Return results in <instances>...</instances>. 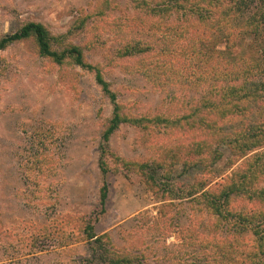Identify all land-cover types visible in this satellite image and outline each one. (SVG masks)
Segmentation results:
<instances>
[{
	"label": "rangeland",
	"instance_id": "374dc122",
	"mask_svg": "<svg viewBox=\"0 0 264 264\" xmlns=\"http://www.w3.org/2000/svg\"><path fill=\"white\" fill-rule=\"evenodd\" d=\"M101 1L0 0V37L24 22H36L63 45L78 47L82 62L99 70L128 118L179 115L208 95L207 89L181 90L167 77L146 79L142 70H134L143 55L124 57L120 50L146 41L145 33L154 31V17L128 0H114L99 16ZM170 20L174 22V15ZM249 43L239 41L229 55H248ZM223 47L220 42L209 49ZM65 61L55 65L39 57L30 39L0 51V264H98L82 232L85 224L95 235H107L115 249L143 256L144 264H187L193 260L192 251L195 264H237L241 254L218 243L228 237L220 229L213 235L219 237L205 246L206 258L199 248L181 247V231L190 227L199 238H210L207 226L212 219L180 196L196 179L206 178L209 185L221 182L241 159L232 160L224 145L212 146L219 154L216 161L183 172L171 165V149L199 137L186 130L170 136L156 125L119 124L103 142L112 103L95 83L92 70ZM180 149L181 154L190 152ZM165 151L172 187L164 186L163 172L156 171L157 193L120 165V160L149 162ZM102 185L106 198L99 213ZM165 191L173 198L171 206ZM79 218L84 226L75 224Z\"/></svg>",
	"mask_w": 264,
	"mask_h": 264
},
{
	"label": "trees",
	"instance_id": "16d2710c",
	"mask_svg": "<svg viewBox=\"0 0 264 264\" xmlns=\"http://www.w3.org/2000/svg\"><path fill=\"white\" fill-rule=\"evenodd\" d=\"M113 1L103 0L100 5L98 2L99 16L112 8ZM128 2L135 9L145 10L146 14L154 17V31L145 33L146 41L124 46L120 55H143L139 62L134 63L133 69L142 70L146 79L162 76L181 90H208L206 97L187 106L179 115L155 114L150 119L128 118L115 104L114 95L109 92L99 70L82 62L79 48L63 45L39 23L24 22L15 31L1 36L0 51L11 44L30 39L39 57L55 65L70 60L79 67L92 70L95 83L112 103L111 117L101 134L103 142L123 123L141 128L147 125L163 126L170 136L174 135L173 132L179 135L186 130L198 136L199 140L192 139L186 145L173 146L170 158L171 165H179L183 172L205 165L208 161H216L219 154L211 150L212 146H226L232 160L241 159L240 165L221 182L209 185L205 182L206 178L196 179L186 186L180 196L181 199H188L191 208L195 207L199 213L212 219L207 226L211 236L199 238L196 229L190 227L181 231V247L199 248L200 255L206 258L205 246L219 237L213 235L220 229L228 237L218 243L222 247H232L241 254L237 264H264V0ZM172 15L174 22L170 20ZM241 40H250L248 55L231 57L229 51ZM220 42L224 49H209ZM53 43L57 45L56 49L52 48ZM174 141H178V138ZM180 148L190 149V152L181 154ZM165 153L158 154V159L143 163L120 160V165L126 174L135 173L151 192L157 193L160 185L155 178L156 171L163 172L162 179L167 182L164 186L172 187L168 164L162 157ZM205 154L212 158L203 157ZM98 168L100 173H106L101 160ZM166 191L165 199L167 205L171 206L173 198ZM105 198L106 188L102 185L98 195L99 213L102 212ZM74 222L80 227L85 223L80 218ZM82 232L90 255L98 264H144L140 261L143 256H136L123 248L115 249L107 235H95L89 224H85ZM239 246L243 249L237 250ZM192 252L190 257L193 260L187 264H195L197 255ZM228 255H232L231 252Z\"/></svg>",
	"mask_w": 264,
	"mask_h": 264
}]
</instances>
